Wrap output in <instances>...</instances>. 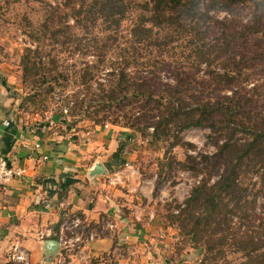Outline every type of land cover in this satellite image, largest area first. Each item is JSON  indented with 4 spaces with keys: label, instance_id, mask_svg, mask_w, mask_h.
<instances>
[{
    "label": "trees",
    "instance_id": "trees-1",
    "mask_svg": "<svg viewBox=\"0 0 264 264\" xmlns=\"http://www.w3.org/2000/svg\"><path fill=\"white\" fill-rule=\"evenodd\" d=\"M68 3V36L54 34L50 50L39 38L24 49L22 106L54 100L66 130L83 122L108 124L128 130V140L138 134L147 145L162 142L168 150L184 146V131L207 130L214 153L191 169L201 178L170 216L172 225L199 254L194 264H264V217L256 212L259 201L264 211V107L254 108L252 95L240 86L255 64L238 44L264 36V0ZM221 13L227 17L219 18ZM240 14L247 20L235 27ZM40 29L46 36L47 23ZM60 49H67L70 65ZM219 163L223 172L214 181L199 168Z\"/></svg>",
    "mask_w": 264,
    "mask_h": 264
},
{
    "label": "crops",
    "instance_id": "crops-1",
    "mask_svg": "<svg viewBox=\"0 0 264 264\" xmlns=\"http://www.w3.org/2000/svg\"><path fill=\"white\" fill-rule=\"evenodd\" d=\"M2 76L0 157L23 168L25 175L0 191V264H19L9 255L15 240L28 251L29 264H48L45 243L57 241L60 225L75 215L85 225L83 239L90 232L96 235L95 240L83 243L86 263L166 264L143 241L152 223L141 222L137 212L130 223L122 216V197L116 187L105 186L99 176H91L95 164H103L116 152L121 128L106 125L79 132L53 129L60 125L50 122L49 127L37 131L21 129L6 115L5 106L11 99ZM46 230L52 231V236L40 240L37 235Z\"/></svg>",
    "mask_w": 264,
    "mask_h": 264
},
{
    "label": "rangeland",
    "instance_id": "rangeland-1",
    "mask_svg": "<svg viewBox=\"0 0 264 264\" xmlns=\"http://www.w3.org/2000/svg\"><path fill=\"white\" fill-rule=\"evenodd\" d=\"M69 5L68 0H0V75H3L2 80L9 86L6 95L11 99V102L5 106V110H7L8 118L15 121L19 128L21 126V129L31 128L37 131L45 125L49 127L50 122L52 125H60L57 116L59 105L56 101L47 100L43 104L41 102L26 103L22 106V97L27 91L22 84L20 60L25 48H34L36 45L32 42L33 38H39L40 43L43 44L42 48L50 50L56 44L52 42L54 34L58 35L55 38L60 40H63L64 35L68 36L67 27L73 25ZM218 17L227 16L221 13ZM232 18L230 16L228 20L231 21ZM238 18L235 16V22H233L235 27L240 25L239 21L244 23L247 20L244 14H240ZM44 22L47 23L49 30L44 31L46 36H43V31L40 29ZM238 44L245 52L247 60L254 56L255 64V68H249L245 72L246 82L242 81L240 86L252 95L254 108L264 107L261 106V98L264 97V36L254 34L246 40H239ZM60 52V57L66 63L65 66L70 65L67 49H60ZM175 58L172 56L170 59L175 61ZM161 77L168 82L167 74H162ZM231 87L239 88L237 84ZM211 89L217 93L221 90L220 87H215L214 83L211 84ZM78 127L80 128L76 131L91 132L95 128L88 122H83ZM61 128L63 126L60 125L53 129L61 130ZM121 131L124 134L118 135L121 137L117 140V147L119 142L124 143L122 152L114 157L113 152L109 159L103 160L101 165L108 164L111 167L108 174L110 176L117 171H123L126 166L130 168L127 172H123L130 177L127 181L129 187H116L122 197V216L133 223L135 212H137L141 222L152 223L147 227V237L143 241L148 249L158 253L159 258L165 260L166 264H194L200 256L188 243L178 238V230L172 225L170 216L175 214L177 206L182 205L189 197L191 189L201 178V176L197 177L191 169L200 163L201 156H211L214 153L213 146L207 140L208 131L199 128L184 131L181 134L184 146L174 147L171 150H168V145L162 142L156 146H149L148 138H141L138 134L135 138L128 140L124 135L127 133L129 135L130 132L126 129ZM187 155L193 160H186ZM170 157L174 161H171ZM199 168H202V172L206 175L208 171L212 181L223 172L221 163L215 169H212L210 164L206 167L202 164ZM108 175L104 173L98 177L105 186H107ZM261 203L262 201H259L256 212L264 217ZM149 215H152L150 221ZM159 231H161L160 234ZM124 254H126V248Z\"/></svg>",
    "mask_w": 264,
    "mask_h": 264
},
{
    "label": "built area",
    "instance_id": "built-area-1",
    "mask_svg": "<svg viewBox=\"0 0 264 264\" xmlns=\"http://www.w3.org/2000/svg\"><path fill=\"white\" fill-rule=\"evenodd\" d=\"M64 113H66L64 111ZM130 170L128 166L123 171L108 175L106 182L108 186H122L128 188L127 181L129 175L123 174L124 171ZM25 175V170L18 166H13L3 157H0V191L15 179H19ZM177 210L175 211V214ZM85 225L78 216H72L66 222L60 225L57 243V255L48 262V264H88L87 257L83 251V243L95 240V232H90L86 239H83V229ZM40 240L52 236V231L46 230L45 233H39ZM10 259L19 264H29V253L26 251L18 240H15L9 250Z\"/></svg>",
    "mask_w": 264,
    "mask_h": 264
},
{
    "label": "water",
    "instance_id": "water-1",
    "mask_svg": "<svg viewBox=\"0 0 264 264\" xmlns=\"http://www.w3.org/2000/svg\"><path fill=\"white\" fill-rule=\"evenodd\" d=\"M110 169V166L108 164L101 165V164H95L91 171V176H100L101 174H106L107 170ZM46 245V255H45V261H50L51 257L55 254V252L58 249V243L56 241H47L45 243Z\"/></svg>",
    "mask_w": 264,
    "mask_h": 264
}]
</instances>
